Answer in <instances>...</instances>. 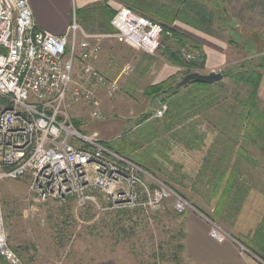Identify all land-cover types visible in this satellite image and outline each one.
Listing matches in <instances>:
<instances>
[{"label":"rangeland","instance_id":"rangeland-1","mask_svg":"<svg viewBox=\"0 0 264 264\" xmlns=\"http://www.w3.org/2000/svg\"><path fill=\"white\" fill-rule=\"evenodd\" d=\"M146 3L151 4V11H158L162 19L178 17L194 28L206 25L197 21L194 13L190 14L193 8L198 6L203 14V10L212 13L216 7L218 12L212 13L215 24L207 28L213 30V37L218 36V42L225 44L227 52L225 69L215 73L237 72L249 60L251 66L264 68V14L248 7L251 0H150ZM222 9L226 11L224 15ZM184 37L200 44L192 37ZM167 39L162 38L163 48L155 55L145 54L142 66L162 68L169 64L166 52L180 49ZM124 63L131 66L132 72L127 79L117 72L114 81L119 84V92L109 97L104 90L96 91L100 100L99 120L92 121L90 111L69 98L68 114L80 131L95 132L103 142L129 148L127 157L145 165L154 172L152 176L170 184L186 201L194 204L200 199L199 184L216 178L218 158L221 159L220 169L228 166L239 170L240 164L249 169L253 178H264V140L257 143L258 146H246L242 154L228 147L229 143L238 141L242 111L239 103L247 98L248 91L242 88L237 91L228 79L223 80L225 92L212 89L221 103L208 109L199 119L206 138L200 148L183 143L185 133L177 134V130L171 133L164 117L154 118L155 110L162 106L161 97L144 96L148 88L170 78L160 82L157 72L135 70L130 61ZM80 70L77 64L75 78ZM181 79L179 76L175 81L179 83ZM258 109L264 112V106L258 105ZM138 124L141 125L137 127ZM210 149L212 152L208 151ZM211 156L213 159L209 160ZM240 173L242 170H239L240 176L248 175ZM91 194L97 204L89 203L83 208L77 207L73 199L40 203L28 190L26 178L2 180L0 203L9 247L23 264H177L173 249L178 245L174 243L181 239V215L172 210L170 203L152 212L142 208L109 211L101 193L93 191ZM0 264L6 263L0 258Z\"/></svg>","mask_w":264,"mask_h":264},{"label":"built area","instance_id":"built-area-1","mask_svg":"<svg viewBox=\"0 0 264 264\" xmlns=\"http://www.w3.org/2000/svg\"><path fill=\"white\" fill-rule=\"evenodd\" d=\"M29 1L0 0V182L26 178L40 203L73 199L83 208L97 204L91 194L97 191L109 211L152 212L169 203L178 215L194 210L164 182L104 147L97 133H83L74 125L69 98L84 105L93 121L101 117L96 91L104 90L109 97L119 92L117 82L92 66L105 36L86 35L76 24L61 37L37 30ZM111 26L127 47L151 56L163 48V37L173 36L127 6L116 10ZM181 54L186 61L196 58L184 49ZM77 64L81 70L75 78ZM131 72L129 64L120 70L122 77ZM166 110L160 106L154 118H163ZM210 237L217 242L227 238L214 226ZM0 258L6 264H23L8 245L1 203Z\"/></svg>","mask_w":264,"mask_h":264},{"label":"crops","instance_id":"crops-1","mask_svg":"<svg viewBox=\"0 0 264 264\" xmlns=\"http://www.w3.org/2000/svg\"><path fill=\"white\" fill-rule=\"evenodd\" d=\"M149 1L30 0L29 5L37 30L61 37L72 24H76L86 35L105 36L99 41L101 52L92 63L93 68L108 80L114 81L117 72L125 65L124 61H130L135 70L157 72L156 77L160 82L171 77L183 78V69L177 66H142L145 53H137L127 47L116 37L111 26V19L120 6H127L140 14L148 15V10L152 9L151 4L146 3ZM158 22H162L166 29L168 25H172L168 30L199 41L198 45L205 56L203 74L225 69L227 47L218 42L217 35L216 38L213 37L212 29L207 28L209 32L205 33L204 30L194 28L178 17L170 24L161 20ZM130 75L124 76V79ZM257 95L259 105L264 106V75L260 80ZM239 134L238 132L237 142L229 143L228 147L232 152L240 151L242 154L246 146H258L257 143L243 141ZM239 170L248 175L240 173V176ZM239 170L228 166L219 169L224 177L210 178L199 184L201 195L197 204L187 201L194 210L187 211L180 217L181 239L174 243L178 245L173 249L174 258H178V261L175 258V263L264 264V178H253L249 169L240 164ZM212 226L227 236L223 242H217L210 237Z\"/></svg>","mask_w":264,"mask_h":264},{"label":"trees","instance_id":"trees-1","mask_svg":"<svg viewBox=\"0 0 264 264\" xmlns=\"http://www.w3.org/2000/svg\"><path fill=\"white\" fill-rule=\"evenodd\" d=\"M197 7L193 8L191 12L196 15L195 18L197 19V21H199L201 24L206 25V27L197 26L199 29L206 32L208 31L207 27L211 26L215 21V17L212 13H216V11L218 12V9L215 7L212 13L203 10V14H201ZM248 7H250L252 10H260V13L264 14V0H251V5H248ZM148 11H150V14L143 15L148 17H155V19H157L158 21H165V23L167 24H170L171 21L175 19L174 16H170L165 20L162 19L158 11H156L157 13L151 10ZM225 12L226 11L222 9L223 15ZM221 19H223V17H221L220 20ZM171 42H175L180 50L172 53L170 51L166 52V61L170 65L177 66L183 69V77L188 74L202 72L204 70L205 56L198 44L186 39L184 36L175 32H173ZM182 49L194 54L196 56L195 60L186 61L181 54ZM221 75L223 76L221 82L212 85L191 82L180 89H177L178 82L175 81L176 78H170L159 86L148 88L144 92V96L146 95L161 97L162 105H165L167 108L163 120L167 122L168 125L166 127H168L169 131L172 133L173 131L175 132L177 130V134L185 133V136L181 139L183 143L199 146L200 148H202L204 146L206 138L204 130L201 129L199 119L200 117L204 116V113L208 112V109L212 110L217 104L221 103V98L218 100L216 93H214L212 89L217 88L219 91L225 92L227 89L223 85V80L228 79L232 82L234 88H236L237 91H241V88L242 90L245 89L246 91H248L247 98L243 99V101L239 103L242 108L239 121V123H241V128H239L240 130L238 129L240 138L245 142L253 143H259L260 141L264 140V112H260L258 109L259 100L257 95L260 80L264 75V68L260 65L251 66V61L249 60V63L245 64L243 67L241 66V69L239 71H228L225 73H221ZM140 125L138 124L137 127H139ZM75 126L79 128L76 123ZM83 133L85 132L83 131ZM102 145L110 151L118 154L119 156L126 158L139 166H142L150 174L155 175L154 172L150 171V169L145 165L138 163L126 156L129 154V148H126L124 146L120 147L115 144H110V142L103 141ZM208 151L212 152L211 149ZM210 159H213L212 156L209 158V160ZM217 161L219 168L216 170V168L213 167V169L215 168L214 173L217 174L216 178H223L224 175H221L219 172V169L221 167V159L218 158ZM208 162V160L205 161V164L207 166ZM204 167L205 169L207 168L206 166ZM166 185H168L169 187L171 186L168 183ZM175 192L179 194L177 191Z\"/></svg>","mask_w":264,"mask_h":264},{"label":"water","instance_id":"water-1","mask_svg":"<svg viewBox=\"0 0 264 264\" xmlns=\"http://www.w3.org/2000/svg\"><path fill=\"white\" fill-rule=\"evenodd\" d=\"M223 76L219 73H209V74H200V73H191L183 77V79L178 83L177 89L185 87L191 82L212 85L218 82H221Z\"/></svg>","mask_w":264,"mask_h":264},{"label":"bare ground","instance_id":"bare-ground-1","mask_svg":"<svg viewBox=\"0 0 264 264\" xmlns=\"http://www.w3.org/2000/svg\"><path fill=\"white\" fill-rule=\"evenodd\" d=\"M168 30V29H167ZM172 32V31H171ZM173 33V32H172ZM212 73V72H211ZM215 73V72H214ZM220 74V73H219ZM163 106V105H162ZM165 106V105H164ZM158 109V108H157Z\"/></svg>","mask_w":264,"mask_h":264}]
</instances>
